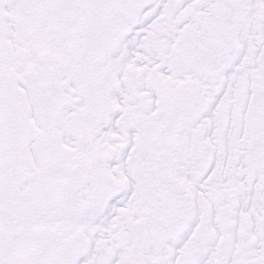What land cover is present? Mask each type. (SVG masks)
Masks as SVG:
<instances>
[{
  "label": "snow or ice",
  "instance_id": "6c2138e0",
  "mask_svg": "<svg viewBox=\"0 0 264 264\" xmlns=\"http://www.w3.org/2000/svg\"><path fill=\"white\" fill-rule=\"evenodd\" d=\"M0 264H264V0H0Z\"/></svg>",
  "mask_w": 264,
  "mask_h": 264
}]
</instances>
